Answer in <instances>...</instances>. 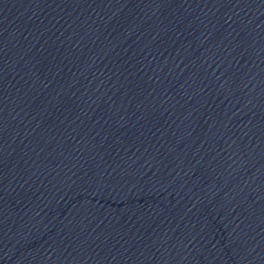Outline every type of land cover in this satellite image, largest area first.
<instances>
[{
	"label": "water",
	"instance_id": "95a60500",
	"mask_svg": "<svg viewBox=\"0 0 264 264\" xmlns=\"http://www.w3.org/2000/svg\"><path fill=\"white\" fill-rule=\"evenodd\" d=\"M0 264H264V0H0Z\"/></svg>",
	"mask_w": 264,
	"mask_h": 264
}]
</instances>
